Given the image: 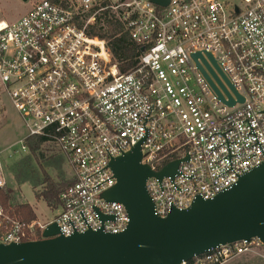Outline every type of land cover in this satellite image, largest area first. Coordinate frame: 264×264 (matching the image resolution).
<instances>
[{
	"label": "built area",
	"instance_id": "built-area-1",
	"mask_svg": "<svg viewBox=\"0 0 264 264\" xmlns=\"http://www.w3.org/2000/svg\"><path fill=\"white\" fill-rule=\"evenodd\" d=\"M241 2L37 0L17 22H0V86L26 138L46 137L73 173L53 221L26 222L0 202V245L43 240L53 223L65 237L126 231V208L101 195L116 185L110 162L137 145L155 173L189 157L173 178L147 181L160 218L197 198L214 199L264 164V0ZM120 38L140 48L126 73L112 48ZM198 53L214 58L243 104L218 99L193 60ZM248 254L264 260L260 239L182 264H226Z\"/></svg>",
	"mask_w": 264,
	"mask_h": 264
},
{
	"label": "water",
	"instance_id": "water-1",
	"mask_svg": "<svg viewBox=\"0 0 264 264\" xmlns=\"http://www.w3.org/2000/svg\"><path fill=\"white\" fill-rule=\"evenodd\" d=\"M151 1L163 7L170 2ZM192 57L223 104L234 107L245 102L210 54L207 58L211 64L200 53ZM142 158L137 145L113 159L109 168L116 185L101 195L106 202L126 208L130 220L126 231L118 235L88 231L65 237L53 223L45 229L43 240L0 245V264H182L219 246L254 238L264 244V164L214 199L197 198L187 210L173 209L160 218L155 214L147 181L151 177L173 178L189 157L169 164L160 173L143 164Z\"/></svg>",
	"mask_w": 264,
	"mask_h": 264
},
{
	"label": "rangeland",
	"instance_id": "rangeland-1",
	"mask_svg": "<svg viewBox=\"0 0 264 264\" xmlns=\"http://www.w3.org/2000/svg\"><path fill=\"white\" fill-rule=\"evenodd\" d=\"M34 1L0 0V20L11 22L24 17ZM223 1L243 6L241 0ZM27 136L28 130L22 118L0 86V159L6 177L5 188L11 191L13 205H30L36 220L46 223L56 219L61 209H52L46 202L36 199L35 193L42 192L45 187L42 184L45 180L43 173L59 184L62 190L72 183L73 176L65 157L54 144L45 143L34 157L27 149L23 150V141ZM226 264H264V260L248 254Z\"/></svg>",
	"mask_w": 264,
	"mask_h": 264
},
{
	"label": "trees",
	"instance_id": "trees-1",
	"mask_svg": "<svg viewBox=\"0 0 264 264\" xmlns=\"http://www.w3.org/2000/svg\"><path fill=\"white\" fill-rule=\"evenodd\" d=\"M100 38L105 39L103 35H99ZM112 48L120 63V70L123 73L129 72L132 68L135 67L138 57L140 56V48L136 47L132 42L127 38H120L112 41ZM49 140L43 136H32L25 138L23 143L24 147L30 152L34 157L41 148ZM45 180L42 184H45L42 192H36L35 196L38 201H44L52 209H57L61 206V201L59 199L61 192L63 191L59 184H56L52 179L45 174ZM70 183L69 185H71ZM68 185V186H69ZM11 191H8L6 188L0 189V202L2 205L10 209L11 213L15 216L21 217L26 222H31L36 220V215L32 207L28 204L13 205L11 203L12 196Z\"/></svg>",
	"mask_w": 264,
	"mask_h": 264
},
{
	"label": "crops",
	"instance_id": "crops-1",
	"mask_svg": "<svg viewBox=\"0 0 264 264\" xmlns=\"http://www.w3.org/2000/svg\"><path fill=\"white\" fill-rule=\"evenodd\" d=\"M22 1H23V0H22ZM27 1H28V0H27ZM27 1H23V2H27ZM36 1H37V0H35V1L33 2L32 6H31V9H32V7H33V5L35 4ZM31 9H30V10H31ZM30 10H29V11H30ZM29 11H28L27 13H29ZM27 13H26V14H27ZM21 18H22V17H20V18H18V19H15V20H12L11 22H7L6 20H3V19H2V20H0V22L3 21V22H6V23H15V22H17L18 20H20ZM67 166H68V165H67ZM68 168H69V166H68ZM69 171H70V174L73 176V173H72V171H71L70 168H69ZM72 182H73V181H72Z\"/></svg>",
	"mask_w": 264,
	"mask_h": 264
}]
</instances>
